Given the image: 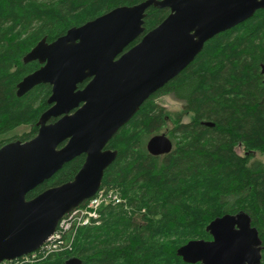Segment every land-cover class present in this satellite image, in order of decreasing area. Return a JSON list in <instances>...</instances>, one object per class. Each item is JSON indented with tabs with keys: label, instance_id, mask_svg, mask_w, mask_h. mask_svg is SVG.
<instances>
[{
	"label": "trees",
	"instance_id": "1",
	"mask_svg": "<svg viewBox=\"0 0 264 264\" xmlns=\"http://www.w3.org/2000/svg\"><path fill=\"white\" fill-rule=\"evenodd\" d=\"M143 1L0 0V137L29 128L0 141V148L33 139L39 117L49 108V85L16 97L17 84L40 67L37 62L24 64V56L43 39L51 43L71 28ZM168 14V9L150 7L143 35ZM261 65L264 9L206 42L194 61L151 95L107 144L117 157L105 170L100 189L117 191L131 213L121 206L102 208L101 224L77 229L71 250L33 264H66L70 259L80 264H187L177 257V249L192 240H211L207 225L235 212L251 215L264 237V164L255 158L264 156ZM161 95L182 102L183 112L192 119L183 124L177 117L168 133L172 151L154 157L146 144L167 120L155 102ZM238 147L243 156L235 152ZM84 160L80 155L64 164L28 192L26 200L72 181Z\"/></svg>",
	"mask_w": 264,
	"mask_h": 264
},
{
	"label": "water",
	"instance_id": "2",
	"mask_svg": "<svg viewBox=\"0 0 264 264\" xmlns=\"http://www.w3.org/2000/svg\"><path fill=\"white\" fill-rule=\"evenodd\" d=\"M150 7L169 14L143 35ZM262 9L264 0H145L71 28L51 43L38 42L23 63L40 67L17 84L16 97L49 85L50 107L39 117L33 139L0 148V263L38 250L65 215L92 198L117 157L107 144L143 103L192 63L206 42ZM260 73L264 83V65ZM172 148L164 134L146 144L154 157ZM80 155L85 160L72 181L26 200L28 192ZM205 231L211 240H192L177 249L184 263L260 264L261 242L244 212L216 218Z\"/></svg>",
	"mask_w": 264,
	"mask_h": 264
},
{
	"label": "built area",
	"instance_id": "3",
	"mask_svg": "<svg viewBox=\"0 0 264 264\" xmlns=\"http://www.w3.org/2000/svg\"><path fill=\"white\" fill-rule=\"evenodd\" d=\"M126 201L117 191L99 189L96 194L81 204L58 223L53 235L36 251L0 264H33L47 256L65 250H71L74 233L77 229L101 224L100 210L104 207L127 208Z\"/></svg>",
	"mask_w": 264,
	"mask_h": 264
},
{
	"label": "rangeland",
	"instance_id": "4",
	"mask_svg": "<svg viewBox=\"0 0 264 264\" xmlns=\"http://www.w3.org/2000/svg\"><path fill=\"white\" fill-rule=\"evenodd\" d=\"M155 102L160 107L164 108L166 115H167V120H166L165 125L157 133L152 134L150 137H153L155 135H161V134H164L168 137V133L173 128V125L175 121L177 120V117L180 119L181 123L183 124L189 123L192 119L191 114H185L183 112L184 110L183 103L176 100L171 95H161L155 99ZM27 130H29V128L21 127L7 135L1 136L0 141L9 140L16 135H20L21 133L26 132ZM235 152L239 156L244 155V151L241 147L236 148ZM255 158L262 161L264 164V156L256 154ZM126 211L131 213V210L129 209V207L126 208Z\"/></svg>",
	"mask_w": 264,
	"mask_h": 264
},
{
	"label": "flooded vegetation",
	"instance_id": "5",
	"mask_svg": "<svg viewBox=\"0 0 264 264\" xmlns=\"http://www.w3.org/2000/svg\"><path fill=\"white\" fill-rule=\"evenodd\" d=\"M126 51H127V50H126ZM49 107H50V106H49ZM54 121H56V120L52 119V120L50 121V123H53ZM239 213H240V212H235V213H232V214H230V215H231V216H236V215L239 214ZM244 213H245V212H244ZM245 214L249 216V218H250V225H251L252 228H255V229H256V231H257V235H258V238H259V240H260V242H261V245H260L261 262H260V264H262L263 259H264V237H263L262 233L260 232V226H259V224H258V223H255L256 225H254L253 222H252L251 215H249L248 213H245Z\"/></svg>",
	"mask_w": 264,
	"mask_h": 264
}]
</instances>
